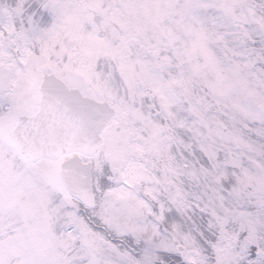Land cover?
I'll use <instances>...</instances> for the list:
<instances>
[{
    "label": "snow or ice",
    "instance_id": "1",
    "mask_svg": "<svg viewBox=\"0 0 264 264\" xmlns=\"http://www.w3.org/2000/svg\"><path fill=\"white\" fill-rule=\"evenodd\" d=\"M0 264H264V0H0Z\"/></svg>",
    "mask_w": 264,
    "mask_h": 264
}]
</instances>
